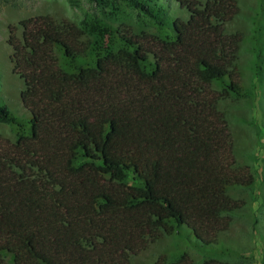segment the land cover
I'll list each match as a JSON object with an SVG mask.
<instances>
[{"label":"trees","instance_id":"16d2710c","mask_svg":"<svg viewBox=\"0 0 264 264\" xmlns=\"http://www.w3.org/2000/svg\"><path fill=\"white\" fill-rule=\"evenodd\" d=\"M122 1L157 34L44 14L20 20V33L9 27L29 118L0 104V123L17 128L14 140L0 136V264L3 253L11 264H132L163 234L205 248L238 206L228 187L253 180L236 165L218 107L242 95V38L226 31L236 0H176L186 17L166 16L162 3ZM258 11L264 21V0ZM263 21L252 32L254 90Z\"/></svg>","mask_w":264,"mask_h":264},{"label":"rangeland","instance_id":"374dc122","mask_svg":"<svg viewBox=\"0 0 264 264\" xmlns=\"http://www.w3.org/2000/svg\"><path fill=\"white\" fill-rule=\"evenodd\" d=\"M149 1L151 4L162 3L166 16H187L176 0ZM259 1L236 0L239 11L227 23L226 31L242 38L236 60L242 95H231L218 103L228 123L236 165L247 167L253 180L245 186L228 187V195L238 206L231 213L229 228L218 235L217 243L202 248L195 245L190 235L187 238L163 234L145 250L132 255V264H154L158 260L167 263L183 254L191 259L192 264H203L209 257L235 264H264V42H260L262 63L254 90L252 40L255 23L263 21L258 11ZM39 14L48 15L56 22L76 25L89 26L97 20L112 32L157 34L148 17L122 0H100L97 4L90 0H0V104L23 120L29 118V113L20 98L23 80L13 71L12 49L8 44L9 27L15 26L16 32L20 33L18 22ZM16 135L15 125L0 123V136L14 140ZM2 255L7 264L12 263L10 254Z\"/></svg>","mask_w":264,"mask_h":264}]
</instances>
